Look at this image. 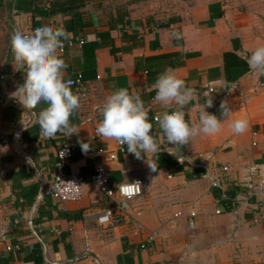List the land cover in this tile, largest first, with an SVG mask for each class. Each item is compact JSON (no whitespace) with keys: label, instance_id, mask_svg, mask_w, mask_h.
<instances>
[{"label":"crops","instance_id":"crops-1","mask_svg":"<svg viewBox=\"0 0 264 264\" xmlns=\"http://www.w3.org/2000/svg\"><path fill=\"white\" fill-rule=\"evenodd\" d=\"M260 7L259 0H189L128 12L107 8L105 0H34L27 10L16 9L18 28L51 19L70 33L65 44L74 45L58 54L67 64L65 78H80L86 97L79 96L71 117L78 135L45 138L38 115L46 105L22 102L18 85L27 62L14 66L5 106L19 116L6 113L0 128V264H264V196L245 187L251 172L264 178V76L246 62L264 45ZM169 68L196 90L185 109L193 124L208 101L202 94L207 82L219 90L240 84L242 96L225 101L232 115L218 134L196 136L182 147L167 144L154 122L164 111L154 86ZM120 88L141 95L159 153L136 159L112 139H91L106 97ZM206 111L219 116L220 105ZM237 119L249 122L243 134L231 128ZM79 141L90 143L87 153ZM64 144H72L65 173L85 180L77 202L45 192ZM98 164L112 183L143 184L142 195L111 228L96 223L98 214L119 203L91 181Z\"/></svg>","mask_w":264,"mask_h":264},{"label":"clouds","instance_id":"clouds-1","mask_svg":"<svg viewBox=\"0 0 264 264\" xmlns=\"http://www.w3.org/2000/svg\"><path fill=\"white\" fill-rule=\"evenodd\" d=\"M69 37L70 33L51 19L40 22L34 29L18 28L11 36L15 67L20 65L23 68L27 62L26 78L18 85L22 102L31 106L46 105L39 112L38 125L40 134L49 139L58 133L68 138L79 133L71 117L80 107V97L72 90L73 82L65 78L67 64L58 54ZM246 62L250 70L264 76V45L257 46ZM154 87V99L164 109L156 122L167 144L182 147L196 136L218 134L223 122L231 118L232 109L227 102H221L220 115L217 116L206 111L213 106L212 100H208L199 113L198 124L186 119V106L197 93L170 68L159 75ZM101 112L96 137L126 145L127 152L136 159L160 152L161 145L153 133V122L140 94L120 88L106 97ZM248 127L247 119H237L231 124L237 135L245 133ZM79 143L84 153L90 150V143Z\"/></svg>","mask_w":264,"mask_h":264},{"label":"built area","instance_id":"built-area-1","mask_svg":"<svg viewBox=\"0 0 264 264\" xmlns=\"http://www.w3.org/2000/svg\"><path fill=\"white\" fill-rule=\"evenodd\" d=\"M15 13L17 12L15 11ZM73 45V42H68L59 51L63 52L66 47H72ZM70 80L73 82L72 88L79 93L81 98H85L86 88L81 79L75 78ZM259 87L264 88V83H260ZM202 94L207 100H212L213 104L220 105L221 102H225L233 97L242 96V89L237 82L221 90L217 88L214 82H207L202 88ZM154 122H156V118H154ZM97 138L96 131H94L91 139L96 140ZM114 142L121 151L126 147V145L120 146L115 140ZM56 158V173L52 183L45 190L46 194L62 203L79 201L81 198L82 184L85 180L80 175H68L65 173V168L72 158V144H64L58 148ZM110 159L115 160V154H111ZM227 171L228 168H223V172ZM91 181L102 195L108 198H118L119 200L118 205L113 208H108L96 216V223L104 228H111L118 225L124 217L125 211L128 209V204L139 198L143 192V184L140 180H134L130 183H112L103 164H98L95 167ZM245 187L253 196H264V178L257 177L253 172L249 173ZM42 197L43 195H40L38 198L41 199ZM7 249L12 250V247ZM14 249H18V247ZM140 249L143 251L146 250L147 244H141Z\"/></svg>","mask_w":264,"mask_h":264},{"label":"rangeland","instance_id":"rangeland-1","mask_svg":"<svg viewBox=\"0 0 264 264\" xmlns=\"http://www.w3.org/2000/svg\"><path fill=\"white\" fill-rule=\"evenodd\" d=\"M107 8H121L123 10H152L170 9L175 2H185L189 0H105ZM261 2V9L264 11V0ZM16 0H0V128L2 125V109L7 101L8 93L13 88L14 74V53L11 49V36L17 27V17L15 13Z\"/></svg>","mask_w":264,"mask_h":264},{"label":"trees","instance_id":"trees-1","mask_svg":"<svg viewBox=\"0 0 264 264\" xmlns=\"http://www.w3.org/2000/svg\"><path fill=\"white\" fill-rule=\"evenodd\" d=\"M34 3V0H16V4H15V8L16 9H19V10H27L28 7L32 6ZM8 113V114H11L12 116H14L15 119L18 118L19 116V111L17 109H15L13 106H5L3 107L2 109V114H1V117H2V120L4 119L5 117V114ZM229 197H224L223 201H226L228 203V199Z\"/></svg>","mask_w":264,"mask_h":264}]
</instances>
